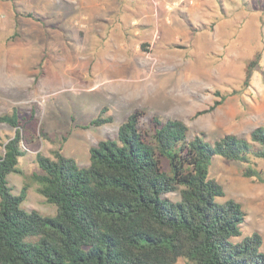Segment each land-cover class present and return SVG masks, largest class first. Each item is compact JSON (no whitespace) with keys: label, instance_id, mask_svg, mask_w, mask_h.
<instances>
[{"label":"rangeland","instance_id":"obj_1","mask_svg":"<svg viewBox=\"0 0 264 264\" xmlns=\"http://www.w3.org/2000/svg\"><path fill=\"white\" fill-rule=\"evenodd\" d=\"M67 1L0 0V115L34 108L46 134L24 146L17 165L21 173L8 175L14 194L28 184L26 209L45 216L56 211L37 193L31 177L39 172L37 153L50 156L62 145V152L84 167L89 148L115 138L134 110L142 112L144 126L153 115L178 118L189 127V136L203 133L211 142L224 134L247 136L264 126V0H205L191 28L200 34L189 43L160 40L151 46L129 39L121 48L123 38L113 23L86 21L85 11ZM256 51L261 52L258 68L243 86L245 63ZM217 92L226 97L210 108L220 99ZM103 106L112 122L80 127ZM13 133L0 122V152ZM258 165L264 170L263 161ZM244 166L215 156L209 175L224 187L225 196L218 199L233 198L246 212L241 236L259 232L264 251V183L245 177Z\"/></svg>","mask_w":264,"mask_h":264},{"label":"trees","instance_id":"obj_2","mask_svg":"<svg viewBox=\"0 0 264 264\" xmlns=\"http://www.w3.org/2000/svg\"><path fill=\"white\" fill-rule=\"evenodd\" d=\"M260 57L256 51L246 61L243 86ZM219 95L210 108L226 97ZM106 110L80 127L112 122ZM141 116L130 112L115 138L91 146L84 167L62 145L50 156L36 154V191L56 208L45 216L22 206L26 182L14 194L8 181L10 173H21L24 146L46 136L44 129L34 108L0 115L14 129L0 152V264H264L262 235L241 236L246 212L233 198L220 201L224 187L209 175L220 156L244 164L245 177L264 183L258 165L264 162V126L211 142L203 133L189 136L181 119L153 115L144 126Z\"/></svg>","mask_w":264,"mask_h":264},{"label":"crops","instance_id":"obj_3","mask_svg":"<svg viewBox=\"0 0 264 264\" xmlns=\"http://www.w3.org/2000/svg\"><path fill=\"white\" fill-rule=\"evenodd\" d=\"M67 3L73 9L85 11L81 17L86 21L95 19L100 24L113 23V28L118 30L116 33L123 38L119 40L121 48L129 39L148 41L151 46L160 40L169 45L189 43L191 37L200 34L191 28L199 17L198 8L205 5V0H196L194 4L186 0H157V3L151 0H68ZM109 12L112 17L108 16Z\"/></svg>","mask_w":264,"mask_h":264},{"label":"built area","instance_id":"obj_4","mask_svg":"<svg viewBox=\"0 0 264 264\" xmlns=\"http://www.w3.org/2000/svg\"><path fill=\"white\" fill-rule=\"evenodd\" d=\"M151 1L157 3V0H151ZM186 1H188V3L190 4H194L196 2V0H186Z\"/></svg>","mask_w":264,"mask_h":264}]
</instances>
